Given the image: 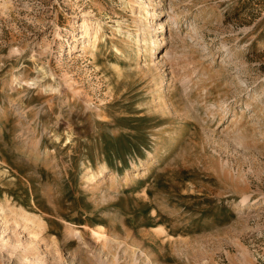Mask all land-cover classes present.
Masks as SVG:
<instances>
[{"label": "rangeland", "instance_id": "1", "mask_svg": "<svg viewBox=\"0 0 264 264\" xmlns=\"http://www.w3.org/2000/svg\"><path fill=\"white\" fill-rule=\"evenodd\" d=\"M0 264H264V0H0Z\"/></svg>", "mask_w": 264, "mask_h": 264}, {"label": "bare ground", "instance_id": "2", "mask_svg": "<svg viewBox=\"0 0 264 264\" xmlns=\"http://www.w3.org/2000/svg\"><path fill=\"white\" fill-rule=\"evenodd\" d=\"M159 25H160V24H159ZM91 26H92V25H90V24H86V23L83 24V27H84V30H85V34H84L85 37H87V36L91 33V32H90L91 29H94L95 32H98V27H96V26L94 27V26H93L94 28H92ZM89 32H90V33H89ZM96 41H97V40H96ZM164 43H165V42H164ZM94 45H95V44H94ZM24 85H25V84H24ZM24 85H23V86H24ZM19 88H20V87H19ZM19 88H18V89H19ZM18 89H17V90H18ZM22 89H23V88H22ZM159 147H160V146H158V148H159ZM89 169H90V171H91V168H89ZM89 169H87V170L89 171ZM88 171H87V172H88ZM89 173H90V172H89ZM85 179H86V178H85Z\"/></svg>", "mask_w": 264, "mask_h": 264}]
</instances>
